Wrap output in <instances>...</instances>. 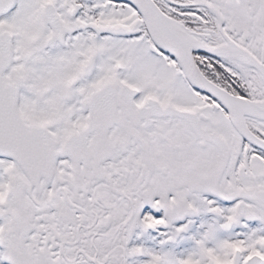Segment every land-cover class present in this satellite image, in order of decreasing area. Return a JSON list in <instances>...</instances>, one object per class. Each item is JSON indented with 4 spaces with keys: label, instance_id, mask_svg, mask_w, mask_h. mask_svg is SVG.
Returning a JSON list of instances; mask_svg holds the SVG:
<instances>
[{
    "label": "snow or ice",
    "instance_id": "obj_1",
    "mask_svg": "<svg viewBox=\"0 0 264 264\" xmlns=\"http://www.w3.org/2000/svg\"><path fill=\"white\" fill-rule=\"evenodd\" d=\"M0 264H264V0H0Z\"/></svg>",
    "mask_w": 264,
    "mask_h": 264
}]
</instances>
